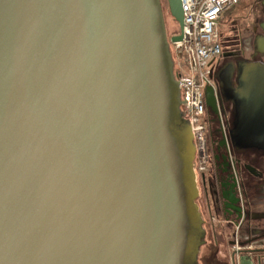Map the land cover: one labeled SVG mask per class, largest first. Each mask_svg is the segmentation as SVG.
Returning <instances> with one entry per match:
<instances>
[{
  "label": "water",
  "instance_id": "obj_1",
  "mask_svg": "<svg viewBox=\"0 0 264 264\" xmlns=\"http://www.w3.org/2000/svg\"><path fill=\"white\" fill-rule=\"evenodd\" d=\"M166 2L171 37L160 0H0V264H202ZM237 82L232 138L256 146L264 64Z\"/></svg>",
  "mask_w": 264,
  "mask_h": 264
},
{
  "label": "flooded vegetation",
  "instance_id": "obj_2",
  "mask_svg": "<svg viewBox=\"0 0 264 264\" xmlns=\"http://www.w3.org/2000/svg\"><path fill=\"white\" fill-rule=\"evenodd\" d=\"M160 2L165 22L167 2L166 0ZM259 25L263 30L264 18L259 21ZM238 61L240 62V59ZM216 67L217 59L210 64L211 78L217 80L218 85L215 89L211 85L215 91V104L210 98L209 86L204 90L205 117L213 123V127H207L209 161L206 172L199 175L202 190L197 184L199 196L196 203L200 208L201 199L204 207L210 212L208 216L210 237L217 238L218 230L221 228L223 232L224 227L230 229L225 235L228 244V264H240V260L244 263L262 264L264 144H261V141H264V137L254 138L256 146L247 144L239 146L234 143L233 118L227 114L224 103L235 97L227 78L232 67L230 63L220 66L217 71ZM242 132L247 136L244 140L249 142L251 139L248 137V129L245 127ZM228 196L233 202L225 200ZM235 240L239 246L238 250L234 248Z\"/></svg>",
  "mask_w": 264,
  "mask_h": 264
},
{
  "label": "built area",
  "instance_id": "obj_3",
  "mask_svg": "<svg viewBox=\"0 0 264 264\" xmlns=\"http://www.w3.org/2000/svg\"><path fill=\"white\" fill-rule=\"evenodd\" d=\"M180 1L184 14L183 41L169 45L175 79L181 80L179 88H186L187 105L181 104V107L188 117L196 150L194 171L201 175L206 172L209 161L204 90L211 86L210 64L222 54L217 25L226 12L243 0ZM234 248L239 249L237 240Z\"/></svg>",
  "mask_w": 264,
  "mask_h": 264
},
{
  "label": "rangeland",
  "instance_id": "obj_4",
  "mask_svg": "<svg viewBox=\"0 0 264 264\" xmlns=\"http://www.w3.org/2000/svg\"><path fill=\"white\" fill-rule=\"evenodd\" d=\"M264 4L263 0H243L241 3L233 7L226 12L217 25V30L220 36L222 46V56L217 59V69L225 63L231 64V71L227 78L230 82V88L235 92L237 88L238 71L246 63H252L257 61L264 64V54L261 51L260 39L264 38V31L259 25V21L264 18ZM165 25L167 36L179 34V25L173 20L166 7ZM169 51L171 48L169 45ZM240 59V62L238 61ZM245 62V63H244ZM211 78V85L214 89L217 87V80ZM235 96V94H234ZM236 100L224 101L225 108L229 117L234 118L236 112ZM183 117L185 113L183 108ZM207 127H213V123L207 118L205 120ZM229 136V135H227ZM229 138V137H228ZM197 184L201 188L200 177L196 174ZM199 213L204 222L203 228L206 232L207 242L200 247V261L202 264H228V244L226 241V234L229 232V228L224 227V232L220 229V235L217 238H212L209 235V218L205 212L203 201L200 199Z\"/></svg>",
  "mask_w": 264,
  "mask_h": 264
},
{
  "label": "crops",
  "instance_id": "obj_5",
  "mask_svg": "<svg viewBox=\"0 0 264 264\" xmlns=\"http://www.w3.org/2000/svg\"><path fill=\"white\" fill-rule=\"evenodd\" d=\"M263 4H264V0H263ZM263 27H264V25H263ZM263 31H264V29H263ZM262 41H264V38H261V39H260V42H262ZM261 51H262V53L264 54V48L261 47ZM235 99H236V98H235ZM261 142H262L261 144H264V143H263L264 141H261ZM234 143L237 144V145H239V146H242L243 144H247L245 141H242V140H239V141L235 140ZM204 209H205V212L207 213V216H210V215H209L210 212H209L208 208L205 207ZM221 229H222V228H221ZM222 231H223V230H222ZM219 235H220V231L218 230L217 236H219Z\"/></svg>",
  "mask_w": 264,
  "mask_h": 264
},
{
  "label": "bare ground",
  "instance_id": "obj_6",
  "mask_svg": "<svg viewBox=\"0 0 264 264\" xmlns=\"http://www.w3.org/2000/svg\"><path fill=\"white\" fill-rule=\"evenodd\" d=\"M260 46L264 48V41L260 42Z\"/></svg>",
  "mask_w": 264,
  "mask_h": 264
}]
</instances>
